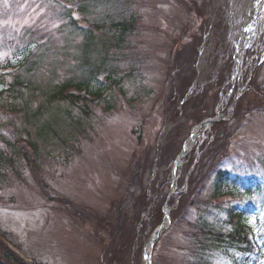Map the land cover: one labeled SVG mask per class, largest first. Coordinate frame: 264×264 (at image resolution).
<instances>
[{"label":"rangeland","instance_id":"rangeland-1","mask_svg":"<svg viewBox=\"0 0 264 264\" xmlns=\"http://www.w3.org/2000/svg\"><path fill=\"white\" fill-rule=\"evenodd\" d=\"M84 17L134 27L102 98L50 103L101 64L107 29L88 45ZM2 72L0 243L18 264H235L214 238L231 210L264 253V0H0Z\"/></svg>","mask_w":264,"mask_h":264},{"label":"trees","instance_id":"trees-1","mask_svg":"<svg viewBox=\"0 0 264 264\" xmlns=\"http://www.w3.org/2000/svg\"><path fill=\"white\" fill-rule=\"evenodd\" d=\"M83 1V0H80ZM85 2H90V1H98V0H84ZM71 18V16H68ZM69 18V19H70ZM84 19H86V17H84ZM70 24H72V26L76 29H81V30H85V37L87 40V44L90 45L92 44L93 38H94V31H98V30H104L107 29V34H108V38L107 41H104V45H105V49H103V55L101 57V64L105 65V63H107V67L105 68H100L99 66L101 65H94V68L91 71V77L89 78V80L86 82V84H77L75 85L74 83H64L61 86H58V88H56L53 92H51L49 94V98L48 101L51 103H55V102H66L71 106H78L81 108H88L87 102L88 100L84 97V96H80V95H76V94H70L69 93V88L76 86L78 88H87L88 90H90L92 93H95L96 95H98L99 97H103V90L100 87V82L99 79H97V77H100L101 72H106L108 71L109 68V51L111 48L115 49V48H120L121 45L125 42V38L127 36L128 33L133 31V27L134 24L127 22V21H115L113 20L111 24H109L106 20L104 21L103 24H96V23H90L88 21V19H86V24L89 26L87 29H82V27H78V23L77 21H75L74 19H70ZM91 29V30H88ZM88 51V50H87ZM96 51V50H93ZM92 51V53H93ZM87 55H89L87 53ZM91 58V60L94 61L93 57H88ZM113 70L110 71V74L108 75V79L109 81H112V83L110 84L111 86H113L114 84H116V80L112 79V74H113ZM256 74V71H255ZM2 79V78H1ZM19 86H26L27 88H29V80L25 81V79L21 78L19 75H15L13 84H11V87L9 89V93L11 97H14L15 99H18V94L20 97H22V93L21 90H18L17 87ZM1 95V93H0ZM17 96V97H16ZM8 106L12 107L11 104H8ZM13 107L15 108V105H13ZM12 109V108H11ZM27 110V111H26ZM24 110L25 111V115L27 117V120L30 122H33L30 120L31 115L28 111V109ZM11 112V110H9ZM7 144H9L7 142ZM10 145V144H9ZM8 145V146H9ZM34 150L37 149L38 145H36L35 143H31L30 144ZM13 148L16 149L18 152H22L23 154H26V151L24 149V147L20 146L18 147V145L16 146V144L13 145ZM20 150V151H19ZM3 155L2 152L0 154V161L2 160ZM191 163V162H190ZM192 164H189L188 167H191ZM231 176L229 174V172L220 169L218 170L217 173V177H216V181H215V188L216 191L215 193L218 194L221 190H223L225 188V185L230 181ZM150 208V206H149ZM152 209H150V212H146L145 215L150 216L151 215V211ZM231 214V223L234 222L235 227L233 232H230V234L228 235L227 238H222V234H217L214 235L215 240H217V242H221L224 243L225 245H227L229 248H234L236 249L238 252L241 253V258L235 260V264H250L254 261H257L260 257H262V254L260 253H256L252 243L248 240L246 234H245V212H237V211H229ZM201 229H203L206 233H210V235L212 234L211 231H206L204 227H202ZM0 264H18V261L16 258H14L12 256V254L6 250H4V247L2 246V244L0 243Z\"/></svg>","mask_w":264,"mask_h":264},{"label":"water","instance_id":"water-1","mask_svg":"<svg viewBox=\"0 0 264 264\" xmlns=\"http://www.w3.org/2000/svg\"><path fill=\"white\" fill-rule=\"evenodd\" d=\"M217 120H212L211 122H205V123H202V124H200V128H202L203 126H206V125H208V124H212V123H214V122H216ZM176 168V167H175ZM152 244H153V241H152Z\"/></svg>","mask_w":264,"mask_h":264},{"label":"bare ground","instance_id":"bare-ground-1","mask_svg":"<svg viewBox=\"0 0 264 264\" xmlns=\"http://www.w3.org/2000/svg\"><path fill=\"white\" fill-rule=\"evenodd\" d=\"M185 151V150H184Z\"/></svg>","mask_w":264,"mask_h":264}]
</instances>
